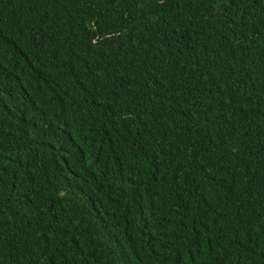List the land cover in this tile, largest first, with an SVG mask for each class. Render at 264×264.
<instances>
[{"label": "trees", "instance_id": "obj_1", "mask_svg": "<svg viewBox=\"0 0 264 264\" xmlns=\"http://www.w3.org/2000/svg\"><path fill=\"white\" fill-rule=\"evenodd\" d=\"M0 264H264V0H0Z\"/></svg>", "mask_w": 264, "mask_h": 264}]
</instances>
